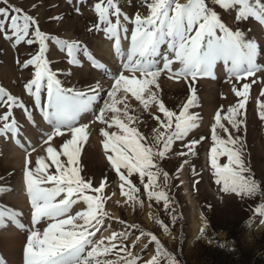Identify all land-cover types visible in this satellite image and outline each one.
<instances>
[{
  "label": "rangeland",
  "instance_id": "1",
  "mask_svg": "<svg viewBox=\"0 0 264 264\" xmlns=\"http://www.w3.org/2000/svg\"><path fill=\"white\" fill-rule=\"evenodd\" d=\"M96 2L98 0H72L71 4L68 0H9L10 5L22 8L32 15L41 30L49 36L74 39L87 46L93 56L108 69L106 74L94 68L84 58L82 52L78 54L82 64L69 65L66 55L59 50L55 41H48L46 57L50 61V67L58 71V78L64 87L87 91L97 82L101 86L98 99L93 103V110L82 113L78 121V124H86L88 127L87 138L80 145L77 166L81 170L80 175L86 180H91L94 188L98 187L101 181L105 183L101 195L103 211L107 215L103 216V223L99 226L100 230L94 240L103 238L107 244L113 232L123 233L127 239L125 240L123 236L118 237L114 241L117 243V249L99 259L119 260L120 264H123L121 258L130 259L128 253L131 252L132 256L140 257L138 264H144L157 254V246L150 242V237L141 235V232H144L155 234L162 251L169 254L167 257L161 256L160 264H170L173 258L177 264H264V214L257 211V208L264 205V119L259 115L261 110L259 104L264 102V96L261 95L264 91V71L258 72L255 77L237 81L235 77L229 75L227 66L219 61L213 69L212 76H201L195 81L183 77L177 79L167 71L162 72L157 78L156 85L149 86L156 94L157 100L178 114L191 94L190 89L194 87L196 102L189 112L197 115V127L192 129L183 141H174L164 158L154 157L157 167L152 171L158 172L154 187L145 189L144 184L148 183V178L145 176L141 180L138 173H133L129 177L132 182L129 185L119 179V174L108 159L112 154L111 150L103 146L106 137L103 136L102 129L109 133H119L115 125L109 127L113 113L105 114L106 122L95 119V116L100 114L99 108L103 106L104 100L108 99L107 92L113 83L112 74H118L122 70L124 59L114 54V39L109 40L103 31L86 30L97 21L93 10ZM206 2L232 30L239 29L245 33L247 39L257 41V63L264 66V26L253 18L237 22L235 9L225 11L217 5H212L211 0ZM33 4L36 5L35 8L32 7ZM118 5L130 18H134L136 12L148 14L142 0H118ZM0 6L7 7L2 4ZM77 7L80 9L79 12L75 11ZM56 16L62 19H53ZM112 19L115 22V17ZM121 21L123 22L122 17ZM128 27L130 41L133 26L129 24ZM121 41L126 50L129 41L124 40L123 34ZM37 50L36 44L29 46L22 42L14 46L12 41L5 40L0 35V87L18 97L30 108L33 101L26 94L24 85L31 78L34 67L24 68L22 65ZM166 51L167 46L162 45L161 53ZM178 66V63L174 65V70ZM125 74L130 75L127 72ZM253 80L255 83H252ZM243 83H249L251 87L245 109L241 110L242 116L237 117L238 120L241 118L244 120L237 131L224 117L227 109L241 99L233 92V85L241 89ZM125 95L126 102L130 105L129 114L138 117L139 120L134 126L148 138V143L154 150L162 147V144L157 146L152 143V129L159 126L154 117L158 115L164 119L163 113L159 112L158 103L154 101L148 109H144L130 93L125 94L121 91L117 93V99L122 100ZM43 99H46V90L42 93ZM117 107L123 109L124 105L118 104ZM6 110V106H0V113ZM12 111L21 129L19 137L21 143L17 144L11 134L0 135V206L21 212L20 219L28 228L31 227V208L24 183L25 160L27 158L30 161L29 168L34 169L37 158L43 156L45 163L50 166L48 171L55 173V166L47 156L48 145L43 143L47 139L44 133L50 132L51 126L35 109H33L37 122L35 125L25 119L22 109L13 108ZM218 111L222 117L221 123L228 129V133H225L223 129L217 128L219 136L227 140L228 134L231 133L234 138L239 136L243 143L242 158L249 169L244 175L251 176L258 184V191L253 195L224 192L223 185L215 182L210 151L213 146L212 125ZM120 118L125 119L123 116ZM62 131H64L62 137H53L50 142L58 152L62 151V143L70 138L66 130ZM193 140L199 143L193 145L189 151L186 145ZM60 159L66 164V157L61 155ZM219 162L227 163V157H220ZM125 174L127 175L126 172ZM121 184H124L123 192H129L132 186L138 189L131 193L134 197L132 200H128L127 196L122 194ZM149 191L165 193L168 198L167 207L164 200H157L155 196L150 198ZM88 194L94 193L89 191ZM85 208L86 204L78 202L73 206L71 214ZM133 225L136 227H132ZM165 226L167 231L164 230ZM37 227L42 231L46 223L41 222ZM26 234V229H19L10 221L6 227H0V258L5 264H23ZM121 246L126 251L120 252Z\"/></svg>",
  "mask_w": 264,
  "mask_h": 264
},
{
  "label": "snow or ice",
  "instance_id": "2",
  "mask_svg": "<svg viewBox=\"0 0 264 264\" xmlns=\"http://www.w3.org/2000/svg\"><path fill=\"white\" fill-rule=\"evenodd\" d=\"M68 3L71 4L72 0H68ZM211 3L225 11L235 9L237 22L253 18L264 26V0H211ZM0 4L7 5V7L0 6V35L5 40L12 41L14 46L22 42L29 46L38 45V50L22 65L24 68L34 67L31 78L24 85L26 94L33 101L32 107L0 87V106L7 108L0 113V122H2L0 135L11 134L16 143L20 144L21 129L12 110L22 109L25 119L35 125L37 123L33 114L35 109L51 126V131L44 133L47 139L43 143L48 145L47 156L56 169L55 173H50L48 171L50 166L45 163L43 156L37 158L34 169L29 168L30 161L26 158L23 175L30 200L31 227L26 228L21 221V212L7 206H0V227H6L7 222L10 221L17 228L26 229L23 264H120L119 260H103L99 257L117 249V243L114 241L118 237L123 236L126 240L127 236L113 232L107 244L103 238L94 240L100 230L99 226L103 223V216L107 215L103 211L101 195L105 183L101 181L99 186L94 188L91 180H86L80 175L81 170L77 166L80 145L87 138L88 127L86 124H78V121L82 113L93 110V103L98 99L101 86L97 82L87 91L64 87L58 78V71L50 67V61L46 57L48 41H55L59 50L66 55L69 65L80 66L82 60L78 54L82 52L84 58L94 68L106 74L108 69L81 42L49 36L41 30L37 20L22 8L10 5L9 0H0ZM142 4L146 6L148 14L142 15L136 12L134 18H130L122 12L118 0H98L93 5L97 21L86 30L103 31L109 40L114 39V54L124 58L122 70L118 74H112L113 83L107 92L108 99L104 100L103 106L99 108L100 114L95 116L96 120L106 122L105 114L112 112L109 127L115 125L119 129V133L101 130L106 137L103 146L112 153L108 159L122 182L131 185L129 177L133 173H138L141 180L145 176L148 178L144 188L149 189L155 186L158 175V172L152 171L157 167L154 157L164 158L174 141H183L189 132L197 127L198 119L196 114L189 112L196 102L194 87L190 89L191 94L178 114L165 107L162 101L157 100L156 94L149 86L156 85L161 73L167 71L177 79L183 77L195 81L201 76H212L217 62L222 61L227 66L229 75L235 77L237 81H242L264 71V66L257 63V41L247 39L243 31L232 30L222 22L217 11L210 7L206 0H183V2L142 0ZM32 7L35 8L36 5L33 4ZM75 11L79 12V7ZM112 17H115V22ZM53 19L60 20L62 17L56 16ZM129 24L133 26L130 31V41ZM121 34L124 40L129 41L126 50L122 46ZM162 45L167 46V51L163 54ZM157 57L161 59L158 60ZM161 62L162 67H160ZM177 63L179 66L174 70V65ZM125 72L130 75H126ZM252 83H255V80ZM250 87L249 83H243L241 89L233 85V92L241 99L236 105L227 109L224 118L237 131L244 123L242 118L238 120L237 117L242 116L241 110L245 109ZM45 90L46 99L42 100V93ZM121 91L125 94L130 93L144 109H148L154 101L158 103L159 112L163 113L164 119L158 115L154 117L159 122V126L152 129V143L157 146L162 144V147L154 150V147L148 143V138L134 126L139 123L138 117L129 114L130 105L126 102V95L122 100L117 99V93ZM261 95L264 96V91ZM118 104H123V109L118 108ZM259 108L261 109L259 115L264 119V102L259 104ZM121 116L125 119H121ZM221 119L218 111L215 115V123L212 125L213 146L210 151L211 168L216 176L215 182L223 185L224 192L253 195L258 191V184L251 176L244 175L249 169L242 158L243 143L239 136L234 138L231 133L228 134L227 140L219 136L217 128L228 133ZM62 130H66L70 138L62 143V151L58 152L50 142L53 137H62L64 135ZM197 143L199 141L193 140L186 146L191 151L192 146ZM61 155L67 158L66 164L61 161ZM223 156L227 157V163L221 164L219 158ZM164 175L167 178V173ZM123 187L124 184H121L122 194L127 196L128 200H132L134 197L131 193L138 189L132 186L129 192H123ZM89 191L94 194H88ZM148 196L164 200L167 207L168 198L165 193L149 191ZM81 201L86 204V208L71 214L73 206ZM257 211L264 214V205L257 208ZM41 222L46 223L42 231L37 227ZM164 230L167 231L166 226ZM141 235L149 236L150 242H154L157 246V254L144 264H160L161 256H169L162 251L160 241L155 234L141 232ZM119 251L124 252L126 249L121 246ZM128 256L131 258H121L123 264H138L139 256H132L131 252ZM0 264H5L2 258ZM170 264L177 262L173 258Z\"/></svg>",
  "mask_w": 264,
  "mask_h": 264
}]
</instances>
